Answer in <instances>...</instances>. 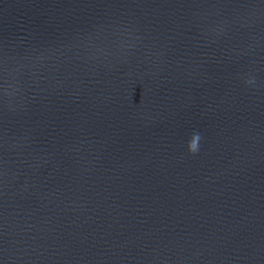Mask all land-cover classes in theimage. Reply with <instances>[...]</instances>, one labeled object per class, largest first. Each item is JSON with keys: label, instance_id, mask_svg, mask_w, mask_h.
Wrapping results in <instances>:
<instances>
[{"label": "water", "instance_id": "1", "mask_svg": "<svg viewBox=\"0 0 264 264\" xmlns=\"http://www.w3.org/2000/svg\"><path fill=\"white\" fill-rule=\"evenodd\" d=\"M0 264H264V0H0Z\"/></svg>", "mask_w": 264, "mask_h": 264}, {"label": "clouds", "instance_id": "2", "mask_svg": "<svg viewBox=\"0 0 264 264\" xmlns=\"http://www.w3.org/2000/svg\"><path fill=\"white\" fill-rule=\"evenodd\" d=\"M200 139H201V137H200L199 133H193L192 134V136L188 142V145H187V149H188L189 153L195 154L198 151Z\"/></svg>", "mask_w": 264, "mask_h": 264}]
</instances>
